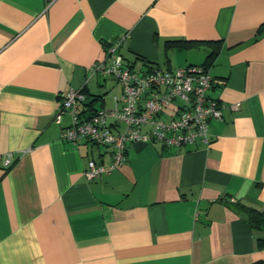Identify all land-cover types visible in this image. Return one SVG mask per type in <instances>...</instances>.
<instances>
[{"label":"crops","instance_id":"1","mask_svg":"<svg viewBox=\"0 0 264 264\" xmlns=\"http://www.w3.org/2000/svg\"><path fill=\"white\" fill-rule=\"evenodd\" d=\"M263 20L264 0H0V264L264 262L234 205L264 204ZM114 38L134 68L205 66L220 116L206 144L127 142L88 179L111 148L62 140L70 116L54 113L69 88L85 115L111 87L119 104L117 80L89 69Z\"/></svg>","mask_w":264,"mask_h":264},{"label":"built area","instance_id":"2","mask_svg":"<svg viewBox=\"0 0 264 264\" xmlns=\"http://www.w3.org/2000/svg\"><path fill=\"white\" fill-rule=\"evenodd\" d=\"M120 38L111 39L91 72L113 76L120 85L119 104L101 106L83 114L82 91L69 88L54 113L70 116L60 138L72 143L85 140L111 148L108 163L86 161L83 173L91 179L120 165L127 142L158 141L164 146L208 143L207 122L220 116L221 105L207 93L211 76L206 67L192 64L173 69L154 63L134 68L118 51ZM176 100V101H175ZM10 155L2 158L7 166Z\"/></svg>","mask_w":264,"mask_h":264},{"label":"trees","instance_id":"3","mask_svg":"<svg viewBox=\"0 0 264 264\" xmlns=\"http://www.w3.org/2000/svg\"><path fill=\"white\" fill-rule=\"evenodd\" d=\"M256 33L260 31L264 32V20L260 22V24L256 27ZM190 40H166L165 44H186L189 43ZM209 55V54H208ZM152 62H147V60H142L143 65H148ZM203 66V65H201ZM205 67V66H204ZM238 214L241 216L242 220L246 223V225L256 232L255 236V244L258 247H264V204L260 208H256L250 205H245L242 203L234 204ZM256 264H264V262H257Z\"/></svg>","mask_w":264,"mask_h":264},{"label":"rangeland","instance_id":"4","mask_svg":"<svg viewBox=\"0 0 264 264\" xmlns=\"http://www.w3.org/2000/svg\"><path fill=\"white\" fill-rule=\"evenodd\" d=\"M175 52V54H171L172 52L170 51V52H168L169 53V57H170V60H172V61H174V60H179L180 58L182 59L183 58V51H178V50H175L174 51ZM198 52V51H197ZM196 52V49L195 48H193L192 49V51H191V54H192V57H194L196 60H199L200 58H199V56H198V53ZM180 61V60H179ZM172 63V62H171ZM165 63L163 62H161V64L160 65H164ZM134 66H135V68H138V67H140V66H142L143 67V64H139V63H136L135 62V64H134ZM198 66V65H197ZM102 77L103 76H100V81L102 80ZM106 79H108V80H110L111 78H106ZM111 90L110 91H108V92H106V93H104L103 95H104V99H103V104H104V106H108V105H110L111 104V96H112V93H114V89H113V87H111L110 88ZM176 101V100H175ZM99 102H100V100L99 99H96L95 101H94V103H95V105H97V104H99Z\"/></svg>","mask_w":264,"mask_h":264}]
</instances>
